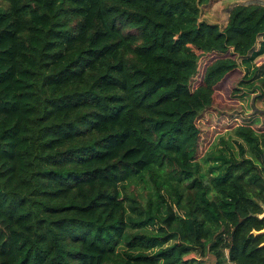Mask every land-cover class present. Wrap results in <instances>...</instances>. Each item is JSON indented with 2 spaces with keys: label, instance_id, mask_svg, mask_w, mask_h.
<instances>
[{
  "label": "trees",
  "instance_id": "16d2710c",
  "mask_svg": "<svg viewBox=\"0 0 264 264\" xmlns=\"http://www.w3.org/2000/svg\"><path fill=\"white\" fill-rule=\"evenodd\" d=\"M210 2L0 0V264H264V129L199 125L264 3Z\"/></svg>",
  "mask_w": 264,
  "mask_h": 264
},
{
  "label": "rangeland",
  "instance_id": "374dc122",
  "mask_svg": "<svg viewBox=\"0 0 264 264\" xmlns=\"http://www.w3.org/2000/svg\"><path fill=\"white\" fill-rule=\"evenodd\" d=\"M251 2L264 3V0H212L203 8L202 18L223 27L227 21L229 10L233 5ZM259 40L261 41V39L258 38V43L260 42ZM258 43L255 48H258ZM254 63L257 68L249 80H256L264 75V53L259 55L254 60ZM202 65L203 60L200 61V68ZM243 74V66H240L217 85L214 102L215 109L209 111L199 120V125L205 138V147L213 140L217 142L219 136L223 135L226 139L227 132L236 124H251L254 120H257L255 124H252L253 127L257 130L264 129V117L254 112V107L264 110V101L260 99H257L256 102L254 101L258 98L259 91L249 92L248 89H244L246 93L243 95H234L232 92ZM194 82L195 80L193 79L192 84ZM218 146L221 145L218 144ZM202 260H204V264H215L213 256L209 254L203 257Z\"/></svg>",
  "mask_w": 264,
  "mask_h": 264
},
{
  "label": "water",
  "instance_id": "95a60500",
  "mask_svg": "<svg viewBox=\"0 0 264 264\" xmlns=\"http://www.w3.org/2000/svg\"><path fill=\"white\" fill-rule=\"evenodd\" d=\"M254 110L264 114V110H262V109H258L256 107H254ZM261 216H264V212L261 214ZM253 233H264V228L259 230V231H253ZM262 245H264V241H263Z\"/></svg>",
  "mask_w": 264,
  "mask_h": 264
}]
</instances>
